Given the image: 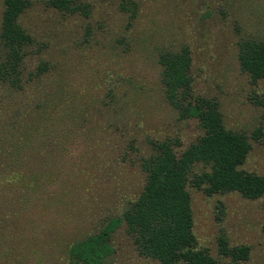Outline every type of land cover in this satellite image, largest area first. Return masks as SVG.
Segmentation results:
<instances>
[{"label":"rangeland","instance_id":"obj_1","mask_svg":"<svg viewBox=\"0 0 264 264\" xmlns=\"http://www.w3.org/2000/svg\"><path fill=\"white\" fill-rule=\"evenodd\" d=\"M30 1L19 18L33 39L21 76L41 62L49 68L22 90L0 81V173L55 178L28 190L29 203L19 201V188L0 197V264H65L71 242L137 197L151 140L177 139L183 149L201 134L163 98V49L189 46L193 92L216 100L225 126L247 135L251 150L240 168L264 176V79L240 69L236 46L240 37L264 39V0H134L133 19L117 0H74L89 4L88 16ZM15 156L19 163L10 162ZM188 191L198 247L220 264H264L263 198ZM221 236L231 247L247 246L248 257L221 255ZM113 243L111 264H159L139 254L124 225Z\"/></svg>","mask_w":264,"mask_h":264},{"label":"trees","instance_id":"obj_2","mask_svg":"<svg viewBox=\"0 0 264 264\" xmlns=\"http://www.w3.org/2000/svg\"><path fill=\"white\" fill-rule=\"evenodd\" d=\"M117 1L119 9L129 18L136 17L138 5L134 0ZM0 3L3 5L0 81L22 90L49 66L41 62L38 70L28 72L23 80L24 60L33 39L19 18L31 1L0 0ZM48 4L68 14L80 11L88 16L90 13L89 4L74 0H48ZM236 46L240 69L253 81L264 79V39L240 37ZM157 63L164 100L179 119H194L202 132L183 149L177 139L151 140V152L140 163L145 182L137 197L128 202L121 214L108 217L96 232L71 242L65 264H111L116 253L113 237L121 225L132 237L139 254L159 264H220L207 249L197 246L188 186L206 194L235 191L244 198H263L264 207V176L240 168L251 150L249 138L225 126L216 100L193 92L189 46L159 51ZM21 147L18 143L15 149ZM41 156L46 162L52 159L47 152ZM10 162L19 163L20 156ZM42 177L47 183L55 178L47 171L15 169L0 173V197L12 188H19L25 192H13L19 201L29 203L27 191L41 188ZM5 195L2 200L9 197ZM0 223H5L3 218ZM218 252L238 259L248 257L247 246L231 247L222 236L218 238Z\"/></svg>","mask_w":264,"mask_h":264}]
</instances>
